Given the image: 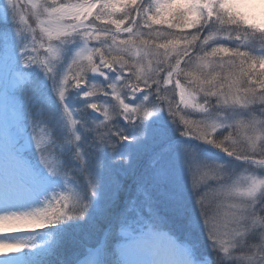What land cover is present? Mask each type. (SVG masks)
Segmentation results:
<instances>
[{
    "label": "snow or ice",
    "instance_id": "1",
    "mask_svg": "<svg viewBox=\"0 0 264 264\" xmlns=\"http://www.w3.org/2000/svg\"><path fill=\"white\" fill-rule=\"evenodd\" d=\"M0 46L19 104L0 133V264H52L84 229L102 232L90 258L59 264H133L124 252L149 244L129 239L146 217L187 230L183 264H264V13L238 0H0ZM42 125L63 130L65 154Z\"/></svg>",
    "mask_w": 264,
    "mask_h": 264
},
{
    "label": "rangeland",
    "instance_id": "2",
    "mask_svg": "<svg viewBox=\"0 0 264 264\" xmlns=\"http://www.w3.org/2000/svg\"><path fill=\"white\" fill-rule=\"evenodd\" d=\"M241 8L243 9L242 6H241ZM8 68H9V65L7 62V58L5 56V53L2 51V46H0V133H3L7 130L15 128L17 126V120H18L19 104H18V102L13 101V99L8 95V90L14 84V81L9 78ZM18 99H19V96H18ZM74 104L76 107L80 106L79 101L74 100ZM38 107H39V105L36 106L37 111L39 110ZM89 111H91V110H89ZM93 115H96V114L93 113ZM42 127H46V131L48 132V135L45 137V140H48V138H51V136H53L54 138L57 139V140H55V143L53 146L50 145V147L53 149L54 153L65 154L67 152V145L63 143L64 142L63 130L60 129L59 127L52 128V127H48V126H44V125H42ZM29 132H31L30 129H29ZM243 134L244 133L242 131L241 135H243ZM175 135L178 137V133H176ZM204 147L207 148V150L211 154V157L216 159L218 162H225L226 160H228V158L223 153H218L217 150L211 149L208 146H204ZM25 154L27 155V158H29L28 156H30L29 159L32 160L34 164L36 163L34 153L26 152ZM32 156H33V158H32ZM247 175L248 174L246 172H244L242 169L239 170V167H238V171L235 174V176L233 177V179L240 181L241 186H243L244 178ZM259 178L264 179V176H260ZM130 183L131 182H129V183L126 182V184H130ZM61 190H63L62 184L57 185L55 188L49 187V188H47V190L42 192V194L39 196L38 199H34V200L41 206L45 200L50 198L53 191L58 192ZM130 195H131V192L122 193L121 194V201L123 202V200L126 199ZM102 214H103V209H100L96 212L98 222H99V218L102 216ZM162 215H164V214L162 213ZM165 222L168 224H171L173 221L171 218H169V221H165ZM184 230H185L186 237H188L187 230L186 229H184ZM155 232H158V233L155 234ZM160 233L167 234V237H169L171 241L181 245L183 248L188 247V245L185 243V241H183V240H182V242L178 241V239L174 238L173 236H171L166 231L156 230L153 232H148L147 234H145V236L150 237L151 235H153L156 237ZM33 235H35V233H33ZM101 235H102V232L99 230H95V229L81 230L75 234V238L77 241L76 243H72V242L65 243V245L62 248L56 249L55 253L46 257V259L50 260L52 262V264H59V262L61 260L77 261V260H79V256H81L83 253L84 254L89 253V249L93 248L92 246L97 241H99V238ZM101 239H102V237L100 238V240ZM129 239H135V238L130 237ZM195 242L201 246L200 248L196 249V252H198L197 254L199 257L203 258V257L211 254V249L208 246L206 234H205V236L197 234ZM132 253H134V249H127L124 252V258H126L127 260L134 263L136 257Z\"/></svg>",
    "mask_w": 264,
    "mask_h": 264
},
{
    "label": "bare ground",
    "instance_id": "3",
    "mask_svg": "<svg viewBox=\"0 0 264 264\" xmlns=\"http://www.w3.org/2000/svg\"><path fill=\"white\" fill-rule=\"evenodd\" d=\"M238 2L243 10L250 11L257 16L264 13V0H238ZM20 206L22 209H27L40 205L34 199H24L20 201ZM148 239L150 242L146 249L142 250V255L138 259L141 264H183L184 255L181 251L183 247L171 241L165 233L155 237V241L152 238Z\"/></svg>",
    "mask_w": 264,
    "mask_h": 264
},
{
    "label": "trees",
    "instance_id": "4",
    "mask_svg": "<svg viewBox=\"0 0 264 264\" xmlns=\"http://www.w3.org/2000/svg\"><path fill=\"white\" fill-rule=\"evenodd\" d=\"M39 108V107H38ZM56 138H54L53 136H52V139L51 140H55ZM126 182H129V181H126Z\"/></svg>",
    "mask_w": 264,
    "mask_h": 264
}]
</instances>
